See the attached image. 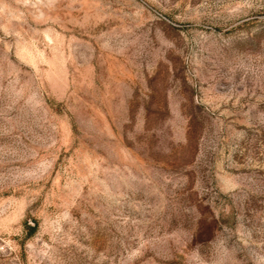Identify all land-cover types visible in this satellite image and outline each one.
<instances>
[{"label": "rangeland", "instance_id": "1", "mask_svg": "<svg viewBox=\"0 0 264 264\" xmlns=\"http://www.w3.org/2000/svg\"><path fill=\"white\" fill-rule=\"evenodd\" d=\"M0 264H264V0H0Z\"/></svg>", "mask_w": 264, "mask_h": 264}]
</instances>
